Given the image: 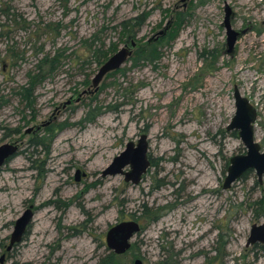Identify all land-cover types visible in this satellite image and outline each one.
I'll list each match as a JSON object with an SVG mask.
<instances>
[{
  "label": "rangeland",
  "instance_id": "1",
  "mask_svg": "<svg viewBox=\"0 0 264 264\" xmlns=\"http://www.w3.org/2000/svg\"><path fill=\"white\" fill-rule=\"evenodd\" d=\"M226 5L239 33L231 53ZM142 11L143 41L174 13L186 18L155 66L127 61L124 73L92 87L100 65L84 39L103 28L105 45L119 49L125 44L112 27ZM263 20L264 0H0V145L19 148L0 167V264H93L107 229L130 219L140 232L125 264H264V248L246 244L251 225L264 220V175L259 182L251 171L223 188L230 158L245 153L226 129L234 86L256 110L264 149ZM44 53L57 63L44 66L26 109L16 91ZM143 133L151 162L141 181L102 176ZM32 136L43 144L33 149ZM27 208L26 234L8 250Z\"/></svg>",
  "mask_w": 264,
  "mask_h": 264
},
{
  "label": "water",
  "instance_id": "2",
  "mask_svg": "<svg viewBox=\"0 0 264 264\" xmlns=\"http://www.w3.org/2000/svg\"><path fill=\"white\" fill-rule=\"evenodd\" d=\"M230 9L226 5L223 18V26L226 31L227 53H231L239 33L232 29L230 24ZM264 24V20H263ZM163 30L157 32L161 34ZM151 39L149 38L148 41ZM135 42L131 41V47L127 44L121 46L117 51L111 54L98 68L91 79L92 87L96 88L102 79L110 72L121 68L132 54ZM233 98L235 111L228 123L226 129L237 132L241 140L245 153L236 154L229 160L226 176L224 178L223 188L226 189L237 181L248 170L254 171L257 180L260 182L264 175V149L255 140L254 124L256 120V110L249 100L242 96L237 86L233 88ZM30 129H28L29 131ZM18 146L12 143L0 145V167H2L10 157L18 151ZM150 166L148 156V138L143 133L139 136L136 143L128 141L125 148L116 155L111 163L101 172L102 176L123 175L125 182L138 184L142 176ZM128 168V169H126ZM79 179V175L75 177ZM33 217L30 208L25 209L22 214L15 220L13 230L10 234L7 249L13 244L19 243ZM140 232V226L135 220L120 221L110 226L105 233V244L109 250L115 253H124L130 248L132 238ZM263 243L264 244V220L259 224H252L246 244ZM3 260V255L0 261ZM134 264H142L139 258L134 259Z\"/></svg>",
  "mask_w": 264,
  "mask_h": 264
},
{
  "label": "trees",
  "instance_id": "3",
  "mask_svg": "<svg viewBox=\"0 0 264 264\" xmlns=\"http://www.w3.org/2000/svg\"><path fill=\"white\" fill-rule=\"evenodd\" d=\"M148 14L149 12L142 11L140 14L124 19L112 27L118 31L120 35L119 42L127 45H131V41L136 43V47L133 48L132 54L128 59V61L131 62V67H140L149 64L155 66L163 56L162 48L170 46L171 43L176 39L180 29L184 25L186 18L185 13L176 12L174 13L173 17L166 22L165 26L162 28L163 32L161 34L157 35L156 37H151L150 41L137 40V32L145 23ZM103 30L104 29L101 28L99 31L93 33L89 38L84 39L87 50L90 52L93 62L98 65H101L118 49V42L110 43L108 46L105 45L104 40L100 37V33H102ZM56 63V56L50 58L47 53H44L43 57L39 59L37 63V71L29 72L26 84L20 86L17 89L16 94L19 96L20 101L24 104L26 109H33L34 107V91L36 86L42 82V80H44L46 72L44 68L46 67L49 70L53 68L52 66L55 67ZM117 73H124V68L121 67L108 73L106 76H113ZM86 83L89 84L88 77L86 78ZM34 119L35 117L32 116V120ZM86 120L92 121V117H87ZM47 133H49V130ZM234 134L236 133L234 132ZM28 144L34 149L35 147L43 144V137L39 138L37 136H32L29 139ZM12 157H10L8 160H10ZM249 172H251V170L246 171L241 177H246ZM261 247L264 248V245ZM126 252L127 251L124 253H115L106 247L104 253L100 254L93 264H125L123 257L125 256Z\"/></svg>",
  "mask_w": 264,
  "mask_h": 264
},
{
  "label": "flooded vegetation",
  "instance_id": "4",
  "mask_svg": "<svg viewBox=\"0 0 264 264\" xmlns=\"http://www.w3.org/2000/svg\"><path fill=\"white\" fill-rule=\"evenodd\" d=\"M149 160H150V158H149ZM150 162H151V160H150ZM132 220H133V219H132ZM25 234H26V232H25ZM252 244H253V243H252ZM259 244H260L261 246L264 245L263 243H259Z\"/></svg>",
  "mask_w": 264,
  "mask_h": 264
},
{
  "label": "bare ground",
  "instance_id": "5",
  "mask_svg": "<svg viewBox=\"0 0 264 264\" xmlns=\"http://www.w3.org/2000/svg\"><path fill=\"white\" fill-rule=\"evenodd\" d=\"M189 177H190V179H192V178H193V176H191V175H190Z\"/></svg>",
  "mask_w": 264,
  "mask_h": 264
}]
</instances>
